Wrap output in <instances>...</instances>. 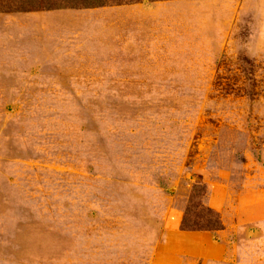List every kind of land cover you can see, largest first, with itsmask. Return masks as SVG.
Returning <instances> with one entry per match:
<instances>
[{
    "label": "rangeland",
    "instance_id": "rangeland-1",
    "mask_svg": "<svg viewBox=\"0 0 264 264\" xmlns=\"http://www.w3.org/2000/svg\"><path fill=\"white\" fill-rule=\"evenodd\" d=\"M0 264H264V0L0 12Z\"/></svg>",
    "mask_w": 264,
    "mask_h": 264
},
{
    "label": "trees",
    "instance_id": "trees-1",
    "mask_svg": "<svg viewBox=\"0 0 264 264\" xmlns=\"http://www.w3.org/2000/svg\"><path fill=\"white\" fill-rule=\"evenodd\" d=\"M162 0H4L0 2V12H38L51 10H88L112 5L153 3ZM205 186L193 185L187 207L181 222L182 231L216 233L223 230L218 214L202 204Z\"/></svg>",
    "mask_w": 264,
    "mask_h": 264
}]
</instances>
